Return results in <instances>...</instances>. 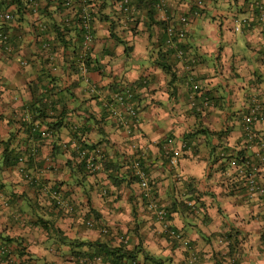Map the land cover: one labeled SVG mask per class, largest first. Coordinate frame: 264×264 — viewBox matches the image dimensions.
Segmentation results:
<instances>
[{"label": "crops", "instance_id": "obj_1", "mask_svg": "<svg viewBox=\"0 0 264 264\" xmlns=\"http://www.w3.org/2000/svg\"><path fill=\"white\" fill-rule=\"evenodd\" d=\"M91 1L106 3L93 18L89 52L99 69L79 73L80 81L70 74V55L65 60L58 57L54 69L37 56L34 21L60 23L69 12L59 10V0H39L40 16L26 14L16 30L27 34L21 50L9 61L0 55V247L13 252L10 258L0 255V264H76L75 254L88 248L63 245L52 229L78 244L101 240L116 246L124 238L129 250L136 249L138 264H264L260 253L264 205L244 189L250 174L264 184V167L258 164L263 162L264 144L249 142L243 121L250 106L264 104V28L254 9L255 0H204L199 17L188 15L194 0H165L166 8L154 19L179 26L180 17L187 18L182 44L193 59V66H184L171 56L159 61L173 68L171 86L170 75L158 65L165 50L154 19L145 11L134 22L117 16L115 0ZM243 19L248 25L235 32V21ZM239 34L249 56L236 51ZM26 60L30 63L22 65ZM47 76L54 81L49 83ZM142 78L144 84L137 87ZM192 78L210 99L207 105L199 98L201 93L190 92ZM116 83L137 87L135 131L128 132L129 120L125 118L123 124L109 110L111 85ZM41 85L52 88L50 101L59 99V89L73 86L61 130L34 143L40 149L35 162L42 168L31 169L47 182V189L64 182L68 208L60 210H53L48 199H38L16 166H6L9 155L30 145L26 142L29 127L22 119L29 117L24 109L32 101L30 88ZM56 107L59 111L61 105ZM48 114L54 117L56 112ZM72 128L82 131L78 134L86 143H99L104 158L122 168L101 169L85 178L76 165L80 160L79 154L75 157ZM253 130L264 135V118L254 123ZM40 131L48 135L45 125ZM169 141L173 143L169 148L181 150L173 166L165 151ZM237 156L259 165L258 169L252 167L249 173L245 169L241 175L231 165L230 158ZM137 158L154 185L159 208L170 213L169 220L160 221L147 208L139 183L127 171L131 162L136 175ZM90 219H95L94 227L86 225ZM169 227L183 234L191 243L190 250L167 239ZM106 229L109 234L104 236L101 232ZM234 242L237 251L230 256L228 246Z\"/></svg>", "mask_w": 264, "mask_h": 264}, {"label": "trees", "instance_id": "obj_2", "mask_svg": "<svg viewBox=\"0 0 264 264\" xmlns=\"http://www.w3.org/2000/svg\"><path fill=\"white\" fill-rule=\"evenodd\" d=\"M70 1V0H69ZM38 3V4H37ZM78 2L70 1L68 3V0H59V10H61L63 13L68 11L66 16H64V19L60 21V23L52 22V23H40L38 20L34 21V27H33V33L35 38V47L37 56H41L42 58L46 59V62L49 64H52L51 69L56 68L57 59L58 57H61L63 60H65V57H68L70 55V71L72 75H75L77 78L80 74L84 73L82 71L83 68L87 72L99 69L93 64V61L91 58H89V52L84 51V43H83V36H84V29L82 26V16L81 12L83 7H86L88 15L90 17V31L93 35V18H95V14H98L99 12L103 11L106 7V3L100 4V5H94L95 1L91 0H85V2L82 1V5L78 3V11H76V4ZM119 3L120 0H115V7L117 8L118 14L117 16H122L125 19H130L132 21H136L141 16V13L146 11V15L149 16L150 20L152 21L154 19V16H156L158 10L156 8V0H132L130 4V11L134 10L133 12L124 13L119 9ZM76 5V6H75ZM94 5V6H93ZM254 5V4H253ZM204 0H194V5L190 6V9L188 11V15L197 13V17L201 16V14L204 12ZM166 7L164 6L163 9ZM45 10H48V8L45 6ZM255 9V8H254ZM44 10V11H45ZM101 10V11H100ZM257 11V9H255ZM254 10V12H256ZM42 8H40L39 0H0V55L3 56L6 60H12L14 55H16L23 46L24 42L26 41V35L21 33V31H16L20 26L21 22L25 20L26 14L32 15L31 17H38L42 13ZM258 12V11H257ZM103 14V13H102ZM5 15L11 16L10 19H6ZM187 15V14H184ZM105 16V15H104ZM43 17H50V16H43ZM126 21V20H125ZM37 25V26H36ZM153 26L156 28L158 32V39L160 40V44L165 50V53L162 54L165 55L161 59V54L158 60L159 61H165L167 60L165 57H172L174 60L183 62L184 66L191 65L192 60L190 57L186 54L184 50V46L182 44V40L179 39L178 36H174L173 40L171 42L173 45H169L167 43L169 37H168V30L172 29L176 30L179 28V26H175L174 24H171V21H165L160 19H154ZM52 35V36H51ZM115 36V35H114ZM185 38V33L184 37ZM182 38V39H183ZM79 41V42H78ZM119 44L125 45L124 42L119 41ZM30 46V45H29ZM76 48V49H75ZM70 50V51H69ZM70 53H67V52ZM178 51H183V57H178ZM39 52V53H38ZM128 48H125V53L127 54ZM41 53V54H40ZM27 62H23L22 65L29 64V60H26ZM162 70L167 74L170 75V82L169 86L173 84L174 74H172V67L169 65L166 66L165 64H158ZM50 69V70H51ZM49 71H44V73ZM174 73V72H173ZM45 75V74H44ZM46 76V75H45ZM53 77V76H52ZM47 78L50 79L49 76ZM55 79L54 77L50 79L49 83L53 82ZM79 79V78H78ZM80 81V79H79ZM79 81H76L79 83ZM145 81V78H142L139 80L140 84L137 85H143ZM197 79L192 78L189 79V88L192 90L190 92L195 94H200L199 98L203 100V104H208V101L210 99L207 98L206 93H202L201 88L199 85H197ZM194 83V84H193ZM133 84H127V83H120L117 85H111V91L113 94L120 93L125 91L127 88H130L134 96L131 99L136 105V109L138 110V116H139V109L137 107V97L135 94V90L137 87ZM197 86L198 88L195 90L194 87ZM52 88H49L47 85L45 86H35L33 88H30L31 94H33L32 101L27 106L26 109L29 112V117L22 119V123L26 126H28V134L30 136L27 137L26 142H30L29 147L24 146L23 149L19 150L15 155H9L7 158V167H14L16 166L22 176V179L27 182V185L35 192L38 199H48L50 201L51 208L60 210V207L58 206L56 200L53 198L52 194L54 191L61 193V199L65 200V194L63 193V186L64 182H58L56 185L51 186V188L47 189V182L39 177H36L34 174H32L31 169L34 167L36 168H42L40 165L36 164L35 158L38 154H40V149L38 146H36L34 143L35 141H41L42 138L49 137V136H55V131H60L61 127L63 125V115L66 114V103L67 99L72 97L74 94L72 92V87H66L63 89H59L60 92H57L56 94L59 95V99L51 100V96H49V93ZM197 96V95H196ZM53 97V96H52ZM198 97V96H197ZM49 101V102H48ZM113 101V100H112ZM60 110H57L56 106H60ZM23 110V111H24ZM49 112L55 113V116H51L48 114ZM243 118V117H242ZM264 118V104H262V110L261 115L259 116V120ZM53 119V120H51ZM255 122H253L254 125ZM42 125L46 126V131H48V135L45 136L40 131V128ZM78 128H75V130H71V136L73 139L76 140V150H75V157L78 158L79 152L83 150H89L90 152L93 150L98 149V144H88L86 143V140H83V138L80 136L82 131L79 132L77 130ZM252 131L253 126H252ZM255 133V132H254ZM257 138L252 142V144H264V135H260L258 133ZM167 144V143H166ZM99 150V149H98ZM58 151V148L55 149V153ZM183 151V149H182ZM100 154L102 156L101 158V165H102V171L104 172H114L116 170L121 169V166L113 165L112 163H109L105 158L103 151L100 150ZM172 153L169 155L168 158H170ZM263 162L258 163L260 166L262 165L264 167V155H263ZM20 159H23V163L20 164ZM228 159V158H227ZM231 160H236L240 162H246L245 159H243L240 156H237L236 158H230ZM230 160V161H231ZM260 161H262L260 159ZM232 162V161H231ZM34 163V164H33ZM249 168H245L248 171L246 173H249L250 169L252 167L256 168V166H259L257 164H253L250 161H247ZM19 165V166H18ZM21 165V166H20ZM38 165V166H37ZM78 167V170L84 173L85 178L90 175L85 169V166L82 162H78L76 164ZM255 165V166H254ZM127 167V166H126ZM139 168L144 170L143 162H139ZM253 169H251L252 171ZM43 171V170H41ZM41 171H38L40 173ZM127 171H129L130 174H132L133 181H136L137 183L140 182L139 178L135 175V172L132 169L131 162L128 164ZM132 171V172H130ZM264 172V171H263ZM92 175V174H91ZM149 182V181H148ZM261 187L264 188V184L261 182H258ZM149 186L151 187L153 197L156 198L154 185L150 182ZM46 189V190H45ZM244 189L247 190L249 194V187H248V181H246V187ZM48 192V193H47ZM52 197H50V195ZM252 195V194H251ZM258 199L261 201L262 205H264V196H257ZM144 199V198H143ZM145 201V199H144ZM146 202V201H145ZM188 209L190 208V205L188 203L185 205ZM170 213L167 212L165 216V220H169ZM264 217V212H263ZM95 221V219H94ZM95 225V223H94ZM93 225V227H94ZM52 231L56 234V237L59 239V241L62 242L63 245H67L70 247L75 248H82L87 247L88 250L84 252H78L75 254L76 264H138L137 259L138 256L136 254V249L129 250L127 248V242H125V239H121L116 246H112L108 241L102 242L99 240L96 243H74L70 242L69 240H66L64 236H62V233L58 231L57 229H52ZM168 231H177L175 228L169 227ZM104 236H106L108 233L107 229L106 231L101 232ZM231 238V237H230ZM168 240H174L172 239L169 234L167 235ZM263 248L260 250V253L264 255V234L261 237ZM173 242V241H172ZM232 243V242H231ZM191 245V243H190ZM92 247H95L92 249ZM229 252L228 254L232 256L231 254L235 253L237 251V244L234 242L233 244H229ZM234 247V248H233ZM184 255H186V252H182ZM0 255L6 258H10V256H13V252L8 247H0ZM144 258L146 255H143ZM146 259V258H145ZM184 264V263H183Z\"/></svg>", "mask_w": 264, "mask_h": 264}, {"label": "built area", "instance_id": "obj_3", "mask_svg": "<svg viewBox=\"0 0 264 264\" xmlns=\"http://www.w3.org/2000/svg\"><path fill=\"white\" fill-rule=\"evenodd\" d=\"M71 1V0H70ZM68 0V3L70 2ZM83 1V0H82ZM132 0H120L119 3V9L124 12H133L134 10L130 11V4ZM165 6V0H156V8L158 11H162ZM254 8L257 9L258 11V19L263 24L264 28V0H255L254 2ZM195 17H197V13L193 14ZM82 26L84 29V40H83V47L84 51H90L93 45V35L92 32L90 31V17L88 15L86 7H83L82 12ZM11 16L5 15L6 19H10ZM179 28L176 30L169 29L168 30V41L167 43L169 45H173L171 40H173L174 36H178L179 39L183 40L182 38L184 37L185 33V26L188 24V20L185 17H180L179 19ZM248 25L247 20H236L235 24L233 26L235 32H241L243 26ZM263 36H264V29L262 30ZM183 51H178V57L182 58L183 57ZM82 71L87 73L85 68L82 69ZM86 82L88 80L86 79ZM198 87L195 86L194 89L196 90ZM95 91L94 89L92 92ZM134 93L130 88H127L125 91L120 92V93H115L112 95L113 101L109 105V110L111 114L114 115V117L117 118L118 121L121 123H125V118L129 120L128 123L125 124V127L127 128L128 132H131V130H136L138 128V122H139V116H138V110L136 109V105L131 99L133 98ZM261 110H262V105L260 104H255L254 106H250L248 113L244 116L243 121H244V133L246 136L249 138V142H254V140L257 138V135L252 131V126L253 122L259 121V116L261 115ZM43 135L47 136L46 133H43ZM172 141L167 142L165 151L167 155H171L170 157V164L171 166L175 165L178 161V158L180 157L181 150L179 149H171L169 148L172 146ZM262 149L264 150V146H262ZM139 155V154H138ZM140 157V156H138ZM101 154L100 150H83L79 152V160L82 162L85 166V169L88 173L90 174H95L98 171L102 169L101 165ZM139 158H137L136 162L134 163V168L136 170V176L139 178L140 182V188L142 191V196L146 200V205L147 208L154 212L158 219L160 221L165 220V211L163 209L159 208L158 203L156 201V198L153 197L151 187L149 186V182L146 178L145 172L139 168ZM263 161V159H261ZM23 163V159H20V164ZM231 165L235 168H238L240 170L241 175H244V170L245 168H249L247 162H240L233 160L231 162ZM245 167V168H244ZM256 169H258L256 167ZM248 181V187L249 191L251 194L255 196H264V188L261 187L256 180V178L250 174L247 178ZM53 198L56 200L58 206L60 208H68V205L65 203V200L61 199V193L54 191L52 194ZM95 221L94 219H90L86 222V225L88 227H93ZM169 236L174 239L175 241L179 242L181 245V248L188 251L190 250V242L183 236V234L179 231H168Z\"/></svg>", "mask_w": 264, "mask_h": 264}, {"label": "rangeland", "instance_id": "obj_4", "mask_svg": "<svg viewBox=\"0 0 264 264\" xmlns=\"http://www.w3.org/2000/svg\"><path fill=\"white\" fill-rule=\"evenodd\" d=\"M237 39L239 43L236 45V51H238L240 54H245L246 56H249L248 50L246 48V44L244 43V39L242 38V35L239 34L237 36Z\"/></svg>", "mask_w": 264, "mask_h": 264}]
</instances>
